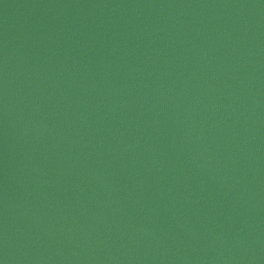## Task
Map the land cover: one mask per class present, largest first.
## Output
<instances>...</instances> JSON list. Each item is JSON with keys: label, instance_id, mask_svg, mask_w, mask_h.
Instances as JSON below:
<instances>
[{"label": "water", "instance_id": "1", "mask_svg": "<svg viewBox=\"0 0 264 264\" xmlns=\"http://www.w3.org/2000/svg\"><path fill=\"white\" fill-rule=\"evenodd\" d=\"M0 264H264V0H0Z\"/></svg>", "mask_w": 264, "mask_h": 264}]
</instances>
